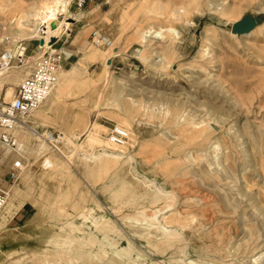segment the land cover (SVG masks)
<instances>
[{"label":"rangeland","instance_id":"rangeland-1","mask_svg":"<svg viewBox=\"0 0 264 264\" xmlns=\"http://www.w3.org/2000/svg\"><path fill=\"white\" fill-rule=\"evenodd\" d=\"M22 1L29 5L34 0ZM80 1L72 0L70 13H59V19L70 22L69 31L59 32L46 46L37 36L15 45L27 58L24 64L39 56L60 58L57 77L58 65L68 68L83 57L82 78L69 83L50 109L51 122L38 123V128L58 135L66 125L82 136L74 140L79 144L85 143L86 134L81 132L86 124L97 122L106 128L104 135H116L133 159L121 167L112 162L103 168L100 159L85 157L99 146H86L85 152L76 148L73 153L65 148L63 157L51 148L35 153V139L29 151L0 142L2 150L9 151L0 160L6 202L13 186L21 188L16 203L4 205L0 264H70L69 249L80 246L94 227L88 221L83 230L70 231L68 225L61 228L57 218L67 212L70 220L79 222L89 207L114 225L104 240L119 247L131 240L132 256L141 253V261L180 264L181 256L188 264H264V0ZM183 5L189 12L184 17L169 14L172 6ZM9 17V10L0 12V49L14 46L12 39L19 37ZM240 21L249 30H234ZM171 25L178 30L176 39L165 31V37L151 39L147 49L136 39L141 30ZM95 29L113 39L118 51L106 71L103 56L84 57L87 46H97L92 41ZM162 56L164 60L157 61ZM20 82L10 78L5 87L15 91ZM172 106L184 107L178 121L187 130L178 128V121L170 122L167 110ZM205 127L209 135L202 144L194 135ZM119 128L124 129L122 135ZM50 152L61 160L62 174L48 173L53 169L43 159ZM16 157L31 172L29 179L22 180V169L10 179ZM158 189L163 193L153 202L151 194ZM156 203L161 212L180 208L186 214L179 241L149 244L145 236L133 232L142 223L135 215L141 210L151 214ZM96 233L103 239L102 231ZM71 234L84 238L70 247L56 242ZM84 246L96 249V244ZM113 248L74 261L98 264L102 258H116ZM171 255L178 257L169 260Z\"/></svg>","mask_w":264,"mask_h":264},{"label":"bare ground","instance_id":"bare-ground-1","mask_svg":"<svg viewBox=\"0 0 264 264\" xmlns=\"http://www.w3.org/2000/svg\"><path fill=\"white\" fill-rule=\"evenodd\" d=\"M71 2L72 0H34L31 4L27 5L22 0H17V1L0 0V12L5 14L8 10L10 11L9 21L12 24H14V26L16 27L19 33V37L17 36L12 39V41L15 42L14 46H7L6 47L7 50L12 51L16 55H21L22 53L15 52L18 49L16 48L15 45H17L16 43L19 42L20 39H25L26 41H28L34 38L35 36H37L42 41L41 45L46 46L49 43H51L53 39H55L56 35L59 32L64 30L69 31L70 22L67 21V18L59 19V13L60 12H66V14L70 13L69 6ZM153 2H157V1L153 0ZM64 4H66V6ZM157 4L159 5L160 3ZM185 7L186 6L183 5V7L181 6L180 8L176 9L172 6L170 9L171 13H169L170 11H168V13L171 15L173 13L178 15L179 17H184L186 12L187 14L189 13L188 11L185 12L186 10ZM154 11H156V9H154ZM40 23L45 24L43 28L39 27ZM165 31H170L171 35L174 38L178 35L177 32L178 30L172 25L169 26L167 29L163 28V26H159L156 29L141 30L139 32L140 35L136 39L139 41V44L141 43L144 46V48L147 49L148 43L151 41V39L153 38L159 39L160 37L161 38L165 37ZM92 32L95 33V38L92 41L98 47L96 46L95 48H93L92 45L87 46L84 57L95 58L96 56H103L105 58L104 71H106L107 66L112 62L113 58L118 54V51H115L116 44L114 43L113 39H111L103 31L99 29H95V31L93 30ZM2 40L3 38L0 37V41ZM172 46H174V43L171 44V47ZM203 50L204 49H202L201 51ZM199 54L201 53L199 52ZM40 57L41 56L36 57L34 60L29 61L28 63L22 65L21 67L15 65V64H19L15 59L14 61H12V63L9 66L1 68L0 89L3 86L4 82L10 78H12L13 81L18 82L24 80L26 77L31 75V73L36 69V67L34 69V66H37L38 61L42 59ZM82 58L83 57L80 58L79 62L72 63V65L68 68H61L58 65L59 67L58 77L56 79L53 88L51 89L45 100L42 101V103L38 105L36 108L31 110L27 116H25L24 123L17 122L10 129L11 133L19 138L18 146L13 149L29 151L31 148V144L35 139L37 140V142L35 143L36 144V149L34 150L35 153L41 154L51 148L52 151H55L64 157L65 155L67 156L66 152H68L67 150H65V148L71 150L73 153L75 152L76 148H80L83 152H85L86 146L87 147L99 146L98 151L95 150L88 154L85 153V157L91 160L100 159L101 161L100 163L103 168L108 167V165L111 164L112 162H116V165L119 164V166L121 167L122 163L131 161L133 159V156L127 151L126 146L120 145L116 140L112 139L106 134L104 135V131H106V128H102V125L98 124L97 122H93V123L91 122L86 124V126L84 127L85 129L83 130V132H81L82 134H86L84 140L85 143L82 142L79 144H77L74 140L75 138L81 135H79L78 132H75V130L70 131L69 128L66 127V125L61 128V132L58 133V135L56 136L55 143L50 142L46 138L45 134L48 133V130L45 131L42 128L41 129L38 128V123H42L44 126H47L48 123L51 122L52 116L50 114V109L54 104L58 103L60 97H62L68 91L69 83L78 81L82 78L81 77L83 75L82 67L80 65ZM162 59L164 60L163 56L157 61H161ZM55 70H56V63H55ZM104 76L105 73L103 72L102 77ZM6 90H9L11 92V96L7 95ZM2 91H3L4 99L6 101H10L13 98L15 91H12L10 89H3ZM183 110H184L183 106L180 107L177 106L176 108L172 106L168 108L167 112L170 114L171 117L170 122L173 123V125L178 121L179 116L180 114H182L181 112ZM122 124L126 125L125 122H123ZM77 125L78 124L76 125L74 124V127H76ZM177 127L180 128L182 131L187 130L185 129L186 126L184 125V123H180V121L177 122ZM127 128H129V132H130L129 137L134 138V133L131 130V128L130 127ZM126 135H128V131L126 132ZM208 135H209L208 127L207 128L205 127L204 130L202 128L196 129V133L194 136H196L197 138L201 137L202 138L201 142L202 144H204L205 141L208 139ZM60 143H63V146H61ZM218 146H219V142H215V147ZM8 152L9 151L2 150V148L0 147V160H2L5 156H7ZM125 156H127V159L123 160ZM21 157L23 159L31 160L29 156H26L23 153H21ZM36 158L37 155L33 157L34 160H36ZM60 161L61 160L57 157V155L54 152H50L49 154L48 153L44 154L43 162H45L47 167H51L49 169H53L52 171L50 170L48 172L49 174L52 173L59 175L64 172L62 170V166L59 164ZM21 172L23 174L22 180L26 178L29 179L31 177V172L27 170L25 171V163L22 167ZM124 185L126 184H123V186ZM19 190H21V188L18 186H13L10 189V191L8 192V200L6 202V206L8 204L16 203L14 199ZM11 191L14 193L13 195H11ZM160 193H163V191L158 189L155 193L151 194V199L153 202H156L161 197L158 196V194ZM6 206H4L0 211V225L3 223V221L6 218V212L4 211ZM98 208H101V206H99ZM88 209L89 212L80 214L79 217L81 221L79 222L70 220L69 219L70 214H68L67 212H63L57 218L59 224H61L60 227L65 228L68 225L70 231L83 230L82 225L87 224L88 221L91 222V225L89 226L94 227L93 230L87 232L88 238L85 239V241H83L80 246L75 248L71 247L69 249L68 253H70V257L72 259L70 261V264H76L74 261L76 257L87 256L88 258H93L95 255H99L101 252L106 253L108 252L107 247H111V248L114 247L113 250L116 254V258L114 256H112L111 258H102L100 259L98 264H108V263L160 264L158 261L153 259H151L150 261H141L143 255L139 252L137 253L136 257L132 256V252L135 251V246L132 244L131 240H128L129 245L125 247H119L117 246V243L115 245L114 242L110 240L105 241L104 238L106 239L108 237L110 230H114V225L111 224L109 217H105L103 215L100 216L95 215L96 209L94 207H89ZM100 210H102V208ZM194 214H192V216H194ZM135 217L138 220H140L142 223L140 226L141 228L139 229L136 228L133 230V232L140 233L141 235L145 236L146 237L145 239L149 244L158 243L159 241L160 242L165 241L166 243L179 241L181 239L180 237H182L180 227H183L185 225L187 219L186 214H183L180 208H175L171 210L169 214H167L166 212H161L160 207H157V203L153 206L151 214L143 213V211L141 210L138 215H135ZM97 231H102L104 233L103 239L97 236L96 233ZM83 238L80 235L71 234L70 236L62 239L58 238L56 242L63 246L70 247L71 244H74L75 242ZM87 244H96V249L94 250L84 249L85 247L84 245ZM10 250L12 249L10 248ZM176 257L178 256L171 255L169 260L177 259ZM179 258H181V260L179 261L180 264H188L187 261L183 259L181 256ZM256 259H258V257ZM45 264H49V262L45 261Z\"/></svg>","mask_w":264,"mask_h":264},{"label":"built area","instance_id":"built-area-1","mask_svg":"<svg viewBox=\"0 0 264 264\" xmlns=\"http://www.w3.org/2000/svg\"><path fill=\"white\" fill-rule=\"evenodd\" d=\"M83 2L84 0L80 1V4H83ZM92 35L94 39L95 33L92 32ZM15 59L19 64L27 61V58L23 54L16 55L10 50L0 49V69L9 66ZM59 61L60 58H53L50 55L40 59L31 75L17 85L13 98L10 101H6L4 95L0 93V142L12 148L17 147L18 139L11 133L10 129L17 122L24 123L25 116L45 100L56 82L55 63ZM117 131L119 135L124 133V129L122 128H119ZM45 136L50 142H56L57 134L55 131L49 130ZM111 138L116 140V135H112ZM23 165L24 162L19 157H16L11 162L9 170L10 179L18 177ZM5 203L6 192L0 187V211Z\"/></svg>","mask_w":264,"mask_h":264},{"label":"water","instance_id":"water-1","mask_svg":"<svg viewBox=\"0 0 264 264\" xmlns=\"http://www.w3.org/2000/svg\"><path fill=\"white\" fill-rule=\"evenodd\" d=\"M233 28H234V30L243 31V32L249 30L247 23L244 21H240L238 23H235Z\"/></svg>","mask_w":264,"mask_h":264},{"label":"crops","instance_id":"crops-1","mask_svg":"<svg viewBox=\"0 0 264 264\" xmlns=\"http://www.w3.org/2000/svg\"><path fill=\"white\" fill-rule=\"evenodd\" d=\"M81 12L84 13L83 11H81ZM15 52L18 53V51H15ZM20 53L24 54L23 52H20ZM29 58H33V57L29 56ZM15 65L21 67L22 65H25V64H21V65L15 64ZM6 83H7V81L4 82L3 86L1 87V90H3V89H11L12 88V86H10V85L8 87H5ZM6 91H7V95L11 96V92L9 90H6Z\"/></svg>","mask_w":264,"mask_h":264}]
</instances>
